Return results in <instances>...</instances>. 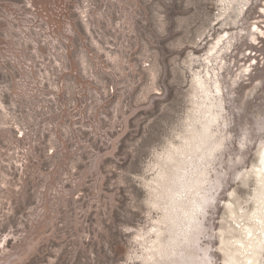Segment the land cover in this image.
Returning a JSON list of instances; mask_svg holds the SVG:
<instances>
[{"label":"rangeland","instance_id":"obj_1","mask_svg":"<svg viewBox=\"0 0 264 264\" xmlns=\"http://www.w3.org/2000/svg\"><path fill=\"white\" fill-rule=\"evenodd\" d=\"M263 157L264 0H0V264H247Z\"/></svg>","mask_w":264,"mask_h":264},{"label":"bare ground","instance_id":"obj_2","mask_svg":"<svg viewBox=\"0 0 264 264\" xmlns=\"http://www.w3.org/2000/svg\"><path fill=\"white\" fill-rule=\"evenodd\" d=\"M219 49H220V47H219ZM218 49V50H219ZM219 52H221V51H219ZM218 52V54H220ZM217 55V54H216ZM210 73V72H209ZM201 82V81H200ZM205 87V86H204ZM203 88V87H202ZM220 94V93H219ZM206 99H210L209 98V95L207 94L206 95ZM206 99H204L205 101H206ZM204 102V101H203ZM204 103H206V102H204ZM213 105V104H212ZM203 107V106H202ZM209 110V109H208ZM211 110V109H210ZM205 112V111H204ZM214 112V111H213ZM211 114L210 115H212L213 114V116H211V117H214V115H216L215 114V112L214 113H212V111L210 112ZM208 114V113H207ZM209 116V115H208ZM210 117V116H209ZM209 117H207V118H209ZM218 117V116H217ZM205 118V117H204ZM206 118V119H207ZM216 118V117H215ZM214 118V119H215ZM219 118V117H218ZM212 119V118H211ZM216 120V121H215ZM214 121L215 122H217V118L215 119ZM212 121H213V119H212ZM211 121V122H212ZM213 121V122H214ZM206 122H208V120L206 121ZM214 122V123H215ZM218 122H219V120H218ZM216 124V123H215ZM214 124V125H215ZM203 125H204V123H203ZM211 125H213V123L211 124ZM213 125V126H214ZM217 126V125H216ZM215 127V126H214ZM209 126H207V127H205V132H207V133H209ZM213 130V129H212ZM206 135H208V134H206ZM203 141H205V140H203ZM198 144V143H197ZM205 145H207L208 143H204ZM190 145V144H189ZM195 147V146H194ZM193 147V148H194ZM200 148H202V147H200ZM209 147H207L206 149H208ZM209 150V149H208ZM201 152H202V150H200ZM199 152V151H198ZM200 152V153H201ZM205 152V151H204ZM205 154H207V153H205ZM202 155V154H201ZM204 155V154H203ZM202 155V156H203ZM188 156V155H187ZM199 156V155H198ZM212 156V155H211ZM201 157V156H200ZM187 158V157H186ZM193 158V157H192ZM196 159V158H195ZM200 158H198V160H199ZM203 159H206L207 160V158L205 157V158H203ZM261 160H263L262 161V166L264 167V157L261 159ZM201 161H203L202 159H201ZM191 162V161H190ZM196 162V161H195ZM199 162V161H198ZM197 162V163H198ZM204 162V161H203ZM207 163H208V161H207ZM202 164V163H201ZM200 164V165H201ZM204 164V163H203ZM202 164V165H203ZM200 165L198 164V166L200 167ZM195 167H197V166H195ZM185 168V167H184ZM198 168V167H197ZM196 168V169H197ZM205 168L207 169V167L205 166ZM183 169V168H182ZM193 169V168H192ZM202 168H200V170H201ZM189 170V169H188ZM195 170V169H194ZM199 169H198V171H200ZM187 171V170H186ZM207 170H202L201 172H199L198 174H193V175H195L196 177L193 179V180H191L190 181V179H189V174H188V176H187V178H188V182L186 183V185H182L180 188H178V189H176V190H173V192H171V194H170V198H171V200L173 201V205L174 206H177L178 207V210H180L181 212H182V214L185 216V221H187V219H188V221H191V219L193 218L192 216H191V214H190V208H191V205H189V206H184V204L183 203H181V202H183V200L184 199H188V201L192 198L191 196L193 195V194H195V193H197V192H199L202 188H203V186H204V184L207 182L206 181V172ZM188 172V171H187ZM193 172V171H192ZM208 172V171H207ZM184 174V173H183ZM208 174V173H207ZM185 175V174H184ZM258 175H262L263 177H264V172H263V170L261 169L259 172H258ZM191 178V177H190ZM204 189H205V187H204ZM201 192V191H200ZM195 197V196H194ZM180 199H182V201H180ZM187 204H189V202H187ZM190 204H192L191 202H190ZM187 223V222H186ZM188 224V223H187ZM263 225V229L261 230V234L260 235H258L257 233L255 234H252L253 235V237H252V235H251V238L249 239L250 240V242L252 243V244H250L251 246L250 247H252V249L250 250L249 249V247L247 248V249H245L244 251L245 252H243V255L245 254V262L247 261V264H257L258 263V258H257V255H258V252H257V250H256V248L260 245V243H262L264 240H263V236H264V224H262ZM257 231H259V229L257 230ZM252 233V232H251ZM254 237H256V238H254ZM154 247H156V246H154ZM242 247V246H241ZM244 247H245V245H244ZM243 248V247H242ZM249 249V250H248ZM250 251H252L251 253H250ZM243 257V258H244Z\"/></svg>","mask_w":264,"mask_h":264}]
</instances>
